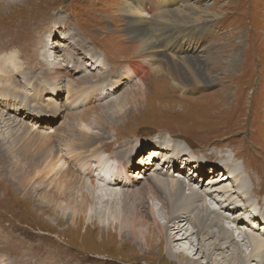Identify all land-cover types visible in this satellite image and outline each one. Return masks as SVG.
I'll use <instances>...</instances> for the list:
<instances>
[{"label":"rangeland","instance_id":"1","mask_svg":"<svg viewBox=\"0 0 264 264\" xmlns=\"http://www.w3.org/2000/svg\"><path fill=\"white\" fill-rule=\"evenodd\" d=\"M186 2L217 14L215 20L210 18L211 21H208L207 27L210 29L205 34H196L187 40L181 38V42H186L184 44L190 56L196 54L208 62L205 73L208 79L217 83L204 86L199 84L188 90L176 91L161 81L165 80L162 75L159 78L151 74L142 90L134 89L141 75L132 79L122 78V86L119 85L115 90L116 79L125 75V69L118 68L127 67L137 60L140 63L144 61L133 54L130 46L127 20L120 10L129 3L125 0H6L0 6V13H12L4 14V19L10 21L12 15L21 10L17 12L16 18L26 19L28 25L22 31L3 39L16 46L3 53L2 57L12 52L17 55L26 53L29 66L38 77L43 70L39 69L37 63L42 62L47 70L49 66L45 63L58 64V67L61 65V70L68 72L77 64L75 80L86 75L93 77L89 79H93L92 83L104 79L103 88L94 89L93 94L105 92L107 97L99 100L98 105L91 104L86 108L111 106L103 110L106 112V120L117 127L116 136L120 142L109 147L107 160L111 156L113 160L123 161L132 158L131 154L137 148L134 145L139 146L135 150L136 155L145 158V152L150 148L148 142L156 141L161 134L165 139L158 144L164 145V141L168 140L171 143L167 142L166 145L172 148L174 145L170 136L176 135V147L182 151L187 150L193 159L198 154L201 168L210 167L209 163H231L230 173L235 176L220 184L221 187L217 186L207 203L214 209L218 205H213V200L215 203L219 202L217 199L226 200L225 204L219 202V209H224L219 212L223 211L225 218L230 216L225 225L230 227L238 240L241 239L238 234L243 232V228L254 234L259 233L264 238V227H261L264 223V209L254 207L261 204L264 208V0H171L170 8ZM236 54H239L236 69L223 68L226 61L235 62ZM97 60L104 63V69L98 63L95 64ZM120 71L121 74L118 73ZM57 85L51 89L61 92V96L65 97L64 87ZM63 105L59 106L60 116L65 112ZM44 106L48 108L44 112L54 111L48 104ZM183 141L195 150L189 151ZM193 152L196 153L193 155ZM165 156L169 155L159 154L156 163L161 162ZM108 162V168L115 166L110 160ZM137 164L140 165L139 160ZM181 166L175 173L181 171ZM220 166L209 169L213 168L212 171L218 173L217 177H222L227 174L228 168ZM114 168H109L110 174ZM187 169L184 171L185 176L190 172ZM193 171L198 173L197 178L200 177L203 183L212 177L209 170ZM239 175L241 180L236 182ZM137 179L140 182L134 187L145 185L143 179ZM16 190L1 172L0 264H180L166 254L165 238L160 231L149 233L151 237L147 241L132 237L122 221V214L128 212L123 206V200L117 204H98L97 207L104 210L100 216L96 218L91 212L85 222L75 228L72 221H63V224L51 221L40 210L37 198ZM250 195V200H242ZM129 202L138 206V202ZM144 203L143 206H148L147 202ZM133 207L135 205L129 206ZM90 217L94 219L90 220ZM148 217L150 215L147 213ZM244 218L245 221L261 222V228H253L248 223L242 226ZM159 221L164 223L162 218ZM234 221L240 223L238 229ZM149 223L153 229L152 222ZM190 239L193 243L191 246L188 241H184L187 255L191 259H201L199 251L194 256L197 238L191 236ZM210 241L205 247L207 250ZM242 248L244 254L248 255L250 251L245 245ZM219 253H215V260L219 258Z\"/></svg>","mask_w":264,"mask_h":264},{"label":"bare ground","instance_id":"2","mask_svg":"<svg viewBox=\"0 0 264 264\" xmlns=\"http://www.w3.org/2000/svg\"><path fill=\"white\" fill-rule=\"evenodd\" d=\"M5 1L0 0V6ZM125 1L129 3L123 4L120 10L127 20L130 46L133 54L140 56L146 66L142 61L143 65L137 60L129 62L127 67L118 68L125 69L123 72L125 75L116 79L115 90L119 85L122 86V78L132 79L139 75L141 76L137 81L138 86L134 89L142 90L151 74H156L159 78L162 75V79L165 80L161 81L164 84L168 83V86L175 88L176 91L188 90L199 84L204 86L217 83L208 79L205 73L208 62L196 54L190 56L185 41L181 42V38L192 39L196 34H205L209 31L208 21H211L210 18L215 20L217 14L211 13L207 8L202 10L194 7L188 2L170 8L171 0ZM17 12L12 15L10 21L4 19V14L10 15L12 11L0 13L3 15L0 17V52L2 51L0 54V164H2L0 174L2 172V176L6 177L19 192L37 198L40 210L58 224L72 221V226L79 227L91 212L97 218L104 211L97 207L98 204H117L123 200V206L128 211L127 214H122L124 228L132 233L135 240L146 241L151 237L153 230L160 231L165 238L166 254L177 263L263 264L264 238L259 233L254 234L255 232L243 228V232L238 234L241 239L238 240L230 227L225 225L230 216L225 218L223 211L219 212L224 210L223 207L219 209V202L225 204L226 200L217 199L216 201H219L217 203L213 200L212 204L218 205V208L214 209L207 203L217 186L235 176L230 173L231 163H209L210 167L221 168L220 165H225L228 168L227 174L217 177L218 173L212 171L213 168L209 169L208 166L201 168L198 164L201 162L198 154L196 159H193L187 150L182 151L176 147L178 146L176 135L170 136L174 145L170 148L166 145L167 142L171 143L168 140L164 141L166 142L164 145L158 144L160 140L165 139V136L159 134L156 141L148 142L150 148L145 152L147 153L145 158L136 155L135 150L139 147L136 145L134 146L137 148L131 154L132 158L123 161L109 157L111 163L115 165L109 167H115L110 174L108 171L110 162L106 159V154L110 153L108 152L110 146L120 142L116 136L117 127L106 120V112L103 110H108L111 106L86 108L91 104L98 105L99 100L107 97L108 94L105 92L93 94L94 89L103 88L105 80L100 78L92 83L93 79L89 81L93 78L90 75L75 80L77 64L68 72L61 70V65L58 67V64L45 63L49 66L47 70L42 62L37 63L39 69L44 71L38 77L29 66L26 53L17 55L12 52L2 57L3 53L16 46L3 39L22 31L28 25L26 19L16 18ZM238 56L239 54L235 55V62L226 61L223 68L235 70ZM96 63L101 69L105 68L103 62L97 60ZM58 83L64 87L65 97L61 96V92L51 89H55ZM84 85L92 87H84ZM45 103L54 111L44 112L48 111L44 106ZM62 104L65 112L60 116L59 106ZM127 140L131 139L127 138ZM184 141L189 151L195 150ZM153 147L155 148L151 150ZM163 153L169 156L156 163L157 156ZM194 153L196 152H193V155ZM137 160L140 161L139 166ZM180 164L181 171L175 173ZM185 169L190 171L187 176ZM198 169L201 171L203 169V172L209 170L212 177L203 183L200 177L197 178L198 173L193 171ZM137 178H141V181L143 179L145 185L134 187L140 182ZM238 180H241L240 175L237 180L235 179L236 182ZM131 188L134 189L130 190ZM119 189L124 191L118 192ZM222 189L224 191V188ZM226 197L225 199L229 195ZM250 197L251 195L243 197L242 200H248ZM129 201L138 202V206L132 203L135 207L129 208L133 206ZM144 202H147L148 206H143ZM254 207L264 209L261 204ZM147 213L151 220L149 217L146 218ZM159 218H162L164 223H161ZM245 218L242 226H247L248 223L253 225V228L264 227V223L261 226L259 224L261 222L245 221ZM93 219L94 217H90V220ZM148 220L152 222L153 229L150 228L152 225ZM231 220H229L230 224L233 222ZM234 223L238 229L240 223L237 221ZM191 236L197 238V246L194 245L197 250L192 249L196 251L194 256L199 251L201 259H191L189 254L187 255L184 241H188V245L191 246L193 244ZM208 241L210 247L207 250L205 247ZM244 245L250 251L248 255L244 254L242 248ZM216 252L220 253L219 258L215 260L213 257Z\"/></svg>","mask_w":264,"mask_h":264}]
</instances>
